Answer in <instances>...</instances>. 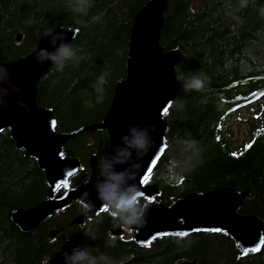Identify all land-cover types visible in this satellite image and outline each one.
Instances as JSON below:
<instances>
[{"label":"trees","instance_id":"obj_1","mask_svg":"<svg viewBox=\"0 0 264 264\" xmlns=\"http://www.w3.org/2000/svg\"><path fill=\"white\" fill-rule=\"evenodd\" d=\"M148 1L93 0L83 15L71 10L69 0H0V61L25 56L58 26L78 28L71 44L83 59L69 60L62 71L52 66L38 84V104L53 110L59 132L98 122L116 82L126 75L131 27ZM160 43L166 51L180 49V89L165 115L170 147L161 163L159 198L170 205L191 191L223 186L248 190L240 213L264 221V0H168ZM101 74L107 83L98 93L93 85ZM192 75L205 81L203 90L183 87ZM253 104L261 106L252 113L246 139L235 146L224 122ZM91 135L97 143L86 145L81 135L70 140L67 153L85 162L92 152L101 154L107 136L103 131ZM47 192L37 160L16 148L9 129L0 132V264H47L76 235L82 236L80 245L92 248V255L105 257L99 264H264V245L258 253L241 257L225 232L173 235L141 246L111 237L106 218L70 227L81 211L78 204L53 214L35 231L22 232L11 221L12 211L36 206ZM52 226L58 232L49 238ZM86 230L91 235L85 236Z\"/></svg>","mask_w":264,"mask_h":264},{"label":"water","instance_id":"obj_2","mask_svg":"<svg viewBox=\"0 0 264 264\" xmlns=\"http://www.w3.org/2000/svg\"><path fill=\"white\" fill-rule=\"evenodd\" d=\"M167 4L168 0H149L138 11L131 27L126 75L116 82L103 120L80 126L71 132H57V120L53 116V110L38 104V84L53 65L50 61H45L43 65L37 64L34 57L42 48L49 52L54 51L53 46L49 44L51 36H43L36 47L25 56L0 61V65L8 66L6 71L0 70V77H10L12 85L15 86L3 85L8 92L6 95L0 94L8 101L7 106L0 108V132L10 130L16 148L24 150L25 156L37 160L50 186L47 197L36 206L12 211L11 221L22 232L35 231L53 213L74 200H80L81 194L85 192L91 194L90 199L95 202V210L88 213L87 217L83 212L75 217L70 225L84 223L104 210L93 190L97 179L95 155L91 159L92 174L89 181L81 186L65 188L56 194L57 185H64L65 182L68 184L69 177L81 168L78 159L64 157L63 149L65 144L76 136L106 129L110 142L109 155L115 156V150L112 152V149L123 147L119 137L130 136L126 126L132 125L139 130H148L150 147L152 140L155 141L154 146L140 161L139 171L131 181L137 186L140 197L152 198L143 209L142 225L128 228L137 231L134 237L137 244L150 245L160 237L173 234L188 237L200 233L225 232L235 240L241 257L261 251L264 245V221L257 215L239 212L250 194L248 190L236 191L229 186H223L204 192L191 191L173 204L166 205L161 199L155 198L160 192L157 184L144 185L142 182L144 175L148 174V168H152L153 172L170 147L165 115L180 89L176 75L180 49L175 47L166 51L160 43ZM50 33H62L67 37V42L72 43L79 29L58 26ZM21 37L22 35L18 34L17 39L20 40ZM17 88L19 91H16ZM18 100L27 102L30 113L18 107ZM18 111L24 112V115L18 116ZM151 124L155 125V131L150 127ZM153 160L156 161L155 166L152 164ZM126 167V164L115 165L118 170ZM120 230V221L114 219L110 232L116 235ZM56 233V230H51L49 237L53 238ZM81 241V237H76L71 243L62 245L48 264H66L61 258L62 252L71 255L69 247H76ZM180 264L196 262L186 261Z\"/></svg>","mask_w":264,"mask_h":264},{"label":"clouds","instance_id":"obj_3","mask_svg":"<svg viewBox=\"0 0 264 264\" xmlns=\"http://www.w3.org/2000/svg\"><path fill=\"white\" fill-rule=\"evenodd\" d=\"M93 0H69V7L71 10L78 14L86 15L89 8L92 6ZM94 19H99L96 17ZM51 36L49 44L54 48V51L49 52L46 48L39 49L35 54V62L43 65L45 61H50L58 71H62L65 64L69 60L79 62L83 57L76 55V50L73 45L67 42V37L62 33H48ZM8 66L0 65V70H5ZM179 79V78H178ZM107 83L106 74H101L97 77L96 83L93 88L101 93L102 86ZM8 84L9 87H15L11 83L10 77H0V94H7L8 89L3 85ZM183 87L186 90H203L205 81L200 75H192L187 78ZM16 91H19L17 88ZM102 95L97 99L102 100ZM88 106L90 102L86 101ZM8 105V101L0 95V108ZM17 105L19 108H24L30 113V106L23 100H18ZM18 116H23L24 112L18 111ZM137 119L136 117H132ZM130 136H120L119 140L122 141L123 147H115V156H101L97 165V179L93 184V190L96 192V198L101 202V205L110 210L113 218L120 221V225L124 228H131L132 226H141L144 216L143 213L137 211L139 204V190L134 180L140 168V161L147 155L150 149L154 146L155 141L152 140L151 147L149 145L148 130H139L137 127L128 125ZM155 131V125H150ZM135 153V154H134ZM94 155H98L94 153ZM117 164H126L128 167L118 170L115 168ZM103 178V179H101ZM91 194L88 192L82 193L80 197L81 207L87 217L88 213H93L95 210V202L90 199ZM85 236L91 235L90 230H86ZM71 255L68 252H62L61 258L66 261V264H99V261L105 257H96L92 255V248L90 246L77 245L76 247H69Z\"/></svg>","mask_w":264,"mask_h":264},{"label":"flooded vegetation","instance_id":"obj_4","mask_svg":"<svg viewBox=\"0 0 264 264\" xmlns=\"http://www.w3.org/2000/svg\"><path fill=\"white\" fill-rule=\"evenodd\" d=\"M97 131H103L104 132V135L107 136L108 143L104 147V150H103V152L101 154H99L98 152H92L89 155V157L86 160V162L82 158H80L79 156L70 155V154L67 153L66 149H67V146H68L70 140L65 144V147H64V156L65 157L74 158V159H78L80 161V163H81V168L76 173H74L73 175H71L69 177V182L67 184L68 186L67 187H64L63 185H61L58 188L57 192H60L61 190L65 189V188H71V187L81 186L84 183H86L87 181H89L90 176L92 174L91 159H92V156L94 155V153L98 154V155H95L97 165H98L99 158L101 156H108L109 155L110 142H109V134H108V131L106 129H98V130L90 133V135H84L86 137L85 144L86 145H88V144L90 145V144H94V143H97L98 142L96 140V138L93 135H91V134H93V133H95ZM161 169H162V167H161V162H160L158 164V166L154 169L152 175H150V178H149L148 182L146 184L144 183V185H151V184H157V185H159V183H160L159 181H161L162 179H164V177H162ZM96 174H97V166H96ZM78 176H80V177H78ZM156 197L158 198V195ZM150 200L151 199L149 197H140L139 204L137 205V211L142 212L143 209H144V207L146 206V204ZM73 204H78V205L81 206V202L79 200H74L71 203H69L66 207H64L63 209H61L59 211V213L65 211V209L67 207H69L70 205H73ZM83 212H84V210L81 207V211L79 212V214H81ZM98 218H106L107 219L108 233H109V235L111 237L120 238L123 241L124 240H132V241H134V237L137 234V231L136 230H129L128 228H124V227L121 226V230H120V233L119 234L114 235V234L110 233V227H111V225L113 223V220L115 219V218L112 217V215L110 213V210H107V211L102 210L101 212H98L95 217L90 218V219H87L84 223H82V224H74V225H78V226L85 227V225L87 223L94 222ZM74 225H69V226L72 227ZM76 236H74L73 238H75ZM67 243H69V242H67Z\"/></svg>","mask_w":264,"mask_h":264},{"label":"rangeland","instance_id":"obj_5","mask_svg":"<svg viewBox=\"0 0 264 264\" xmlns=\"http://www.w3.org/2000/svg\"><path fill=\"white\" fill-rule=\"evenodd\" d=\"M109 98V97H108ZM264 104L262 101L261 105ZM260 104H253L251 106L243 107L238 111L228 116L224 122V131L235 146L240 145L246 139L248 135V125L252 117L253 111L259 110ZM106 105H103L105 108ZM173 176L178 177L179 174L175 173ZM50 227L48 230L53 229ZM69 235L65 234L64 238H68Z\"/></svg>","mask_w":264,"mask_h":264},{"label":"snow or ice","instance_id":"obj_6","mask_svg":"<svg viewBox=\"0 0 264 264\" xmlns=\"http://www.w3.org/2000/svg\"><path fill=\"white\" fill-rule=\"evenodd\" d=\"M165 111H167V110H165ZM248 147H251V145H248ZM155 163H156V161L155 160H153V162H152V164H153V166H155ZM151 172H152V168H148V170H147V173L148 174H146V175H144V177H143V183H147L148 182V180H149V178H150V174H151ZM69 175H71V173H69ZM61 185H57V188H59ZM64 187H67L68 185H67V182H65L64 183V185H63ZM104 211H107V209H104ZM256 250H259V249H256Z\"/></svg>","mask_w":264,"mask_h":264}]
</instances>
